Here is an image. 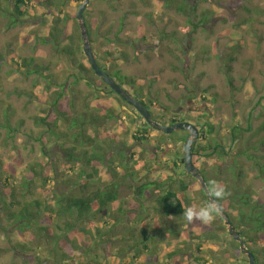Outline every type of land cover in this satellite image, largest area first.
I'll return each instance as SVG.
<instances>
[{"label": "rangeland", "instance_id": "1", "mask_svg": "<svg viewBox=\"0 0 264 264\" xmlns=\"http://www.w3.org/2000/svg\"><path fill=\"white\" fill-rule=\"evenodd\" d=\"M68 4L75 12L77 1L69 0ZM193 7L195 13L191 11ZM84 17L94 53L101 57H105V50L124 54L113 67H108L109 71L120 70L139 82L142 90L138 93L143 94L141 98L158 121L170 125V119L177 117L195 125L208 121L214 126L212 135L205 129L206 137L217 140L227 156L219 155L221 149L196 161L210 180L227 189L225 206L238 207L237 199L245 194L252 202H264V181L255 165H264V0H92ZM52 24L53 17L45 16L8 30L6 19L0 15V123L9 111V121L18 130L8 135L7 130L0 128V161L16 167L12 183L18 199L21 203L38 201L43 210L40 226L49 228L34 229L23 238L11 226L13 221L7 220L0 200V264H165L170 262L167 256L172 252H177L176 258L193 264H198L195 260L200 257L206 261L199 264H249L218 214L202 220L211 230L204 235L201 229H191L185 216L166 218L159 212L158 199L170 188L180 194L186 209H198L207 203L199 183L186 174L185 168L183 171V164L179 168L171 164L179 156L171 152L172 147L176 145L177 151L183 152V141L188 135L183 131L165 134V141L172 144L165 145L167 155L155 152L156 141L161 137L157 132H151L150 143L134 147L133 163L141 162L138 170L146 173L143 179H119L123 169L118 165V149H114L106 164L93 173L84 191L88 194L105 189L108 177L117 174L115 181L121 185L118 201L92 220L88 229L92 238L75 253V261H64L58 255L60 248L67 246L65 240L57 241L65 230L64 223L45 209L55 206L56 196L85 192L78 181L79 171L70 169L60 149L61 144L71 145L49 139L48 135L44 142L36 140L43 128L36 126L33 119L43 116L53 89L47 90L46 80L36 75L24 77L12 72L13 57L17 62L34 60V65L48 68L45 75L67 84L81 111L87 104L92 106L96 92L85 81L72 86L71 74L75 71L68 56L57 54L51 44L36 40L35 33L48 36ZM69 29L73 42L66 44L77 52L79 44H83L79 41L77 20L72 19ZM82 53L77 52V60H87ZM232 57L234 88L222 72ZM120 104L125 112V103ZM121 117L124 124L130 125L126 114ZM124 124L112 121L102 126L98 140L110 149L111 138L117 135L120 141L127 138L128 145H132L133 140L124 137ZM249 124L252 129L234 141L233 127L247 129ZM135 130L133 127L131 131ZM196 143L204 144L203 138L199 137ZM44 146L47 147L43 149ZM242 152L253 155V160L240 155ZM163 154L165 158L161 159ZM39 163L48 164L44 171L37 166L48 180L38 178L30 189L22 188L30 167ZM0 174L3 177L1 171ZM155 181L161 186L151 185L150 196L138 195L140 186ZM182 183L188 188L185 193L181 191ZM0 190L3 195L8 191L2 184ZM231 213L237 219L238 212ZM79 230L73 236L75 246L79 244Z\"/></svg>", "mask_w": 264, "mask_h": 264}, {"label": "trees", "instance_id": "2", "mask_svg": "<svg viewBox=\"0 0 264 264\" xmlns=\"http://www.w3.org/2000/svg\"><path fill=\"white\" fill-rule=\"evenodd\" d=\"M76 1L77 8H75V12L72 13V9L68 4L69 0H0V15L6 19L8 30L23 26L28 23L30 19H44L45 16L53 17V24L48 31V36L35 33L34 36L36 40L43 44H51L57 54H65L68 56L71 61V67L75 71L71 74L74 78L72 86H77L81 81H85L86 85L92 91L96 92L92 106L87 104L88 106L85 105L86 107L81 111L77 104L78 100L71 95V89H68L67 84H59L52 79L51 75H45V71L48 70V68L34 65V60L23 59L21 62H17L14 61L15 57H13L12 65H14V67L12 72H16L24 77L36 75L46 80L47 90L51 91L53 89L52 94L47 98L49 103L47 101L44 102L45 104L48 103L47 105L49 107L44 112L43 116H36L33 119L36 126L43 128V131L38 135L36 140L38 142H44V136L48 135L49 139H54L55 141L63 140L71 145L70 147H66L61 144L60 149L70 169H73L74 172L79 171L80 176L78 181L82 186V191L88 188L89 181L93 179V173L96 172L98 167L106 164L109 160L108 155L112 153L114 149H118L116 157L119 159V167L123 169L122 176L121 178L119 177V179L128 180L131 178L134 180L135 176H137L138 179H143L146 173L138 170V166L141 162L135 161V163H133L136 156L133 150L136 145L150 143L152 140L150 134L156 130L147 125V123H143V117L137 114L136 110H134L133 114L126 111L124 112L120 104L122 99L99 77H96L89 62L87 60L81 61L80 59H76L75 56L77 52L83 55V44H79L77 52L70 45L66 44L67 42H73V35L69 29L70 22L72 19L76 20L77 10L84 0ZM188 5L190 7L191 4L188 3ZM179 10L182 13L185 12V8L183 7H179ZM65 11L67 13H64ZM191 11L195 13L196 9L193 7ZM89 35H91L90 31ZM30 37L33 36H29V38ZM79 41H82L80 35ZM90 41L93 43L91 38ZM104 53L105 57H101L94 53L98 65L115 78L121 86H125L128 90L134 89L135 91H141L142 86L134 78L123 75L120 70L111 73L108 69V67H113L115 61L121 59L124 54L114 55L110 50H105ZM0 59H3L1 54ZM229 61L230 62H227L222 67V72L229 86L234 88L232 73L235 58L232 57ZM18 95L23 96L24 94L18 93ZM147 107L149 108L148 105ZM8 112H6L5 121L0 123V128L7 130L8 135H10L18 130L11 125L8 117L10 113ZM122 113L126 114L130 125L127 126L123 123L121 117ZM135 115H137L139 119H137ZM112 121L124 124L123 128L126 129L124 137L132 139V145H128L127 138L126 140L124 139L123 142L120 141L117 135L112 136L111 141L113 148L110 149L98 140L100 135L98 132L99 130L101 131V127L108 125ZM183 121H185V119L177 117L170 119L171 124ZM133 127H136L135 132L131 131ZM197 127L200 130L201 138L204 140V144L199 145L195 143L193 147L197 159L217 154L218 150L221 149L219 155L226 157L227 153H225V148H222L217 140L212 139L209 141L206 137L205 129L207 128V132L212 135L214 126L210 122L205 121L201 125H197ZM251 129L252 126L250 124L247 129L237 126L233 127L232 135L234 141L240 139L244 135V132L250 131ZM263 129L262 127L261 130ZM49 139L47 140L50 141ZM45 144L48 145L47 142ZM164 145L165 141L159 137L156 141L158 151L164 152ZM46 147L47 146H44L43 149ZM129 154H131V156H128ZM178 155L182 157L180 161L183 162V152L179 151ZM240 155H245L249 157L250 160L254 158L253 155H248L247 152H242ZM219 163L220 162H217L216 165H219ZM195 165L198 166V164ZM255 165L257 171H259L260 179L264 181V165L258 162H255ZM37 166L40 167L41 171H44L48 164L39 163L36 166H31L29 174L24 177L21 183L22 188L30 189L38 178L40 179L43 177V179L48 180V177L45 176L43 172H40ZM219 168L223 169L222 166ZM199 170L204 174L209 185L211 182H217L216 180H210L206 173L200 168ZM0 171L3 174V177L0 174V184H2L5 190H8L4 195L0 190V200L3 202L7 220L13 221L11 226L15 227L16 231L23 238H26L29 232L34 229L49 231V228L40 226L41 219L43 218L41 204L38 201L21 203L20 199H18L16 187L12 183V178L17 174L16 167L11 164H4L0 161ZM236 174L237 173H234V177ZM117 177V174H111L110 177H108L109 184L105 189L91 191L88 192V194L84 191L85 193L80 195L71 194L56 196L55 206L45 209L51 214H54L58 221L64 223L63 228L65 230H62L60 236L57 238V241L65 240V244L67 245L65 249L60 248L61 250L58 252V255L60 254V257L65 259L64 261H75V253L82 250L83 246L88 245L89 240L92 238L88 230L91 228L92 220L96 219L103 211H106L111 204L118 201L121 185L115 181ZM193 180L196 181L195 179ZM151 185H157V187L161 186L158 181L153 182V184H143L138 189V195L150 196L152 189ZM224 189L225 195L222 198H216V200L222 205L223 209L230 217V220L235 225L240 236L245 240L247 247L254 253L257 264H264V202L261 200L252 202L249 196L245 194L244 197H239L237 199L238 207L233 205L225 206V200H227L228 195L227 189ZM187 190V186L182 183L181 191L185 193ZM201 192L204 200L208 203L205 193L203 191ZM158 203L160 206L159 212L163 217L184 216L183 212L186 210L184 202L180 194L174 189H167L158 199ZM15 207L17 209H15ZM244 208H246L247 211H245ZM232 210L238 212L237 219L232 215ZM53 219L54 218H52V220ZM49 220L51 221V218ZM189 227L191 229H201L204 235H208L207 232L211 231L203 224L201 219L195 217L190 221ZM77 230H79V233H77L79 244L75 246L73 236ZM65 237L66 239H64ZM237 246V250L241 253L238 243ZM197 250L199 251L200 248L197 247ZM167 257L170 262L165 264H193L190 261L183 262L180 258H176L177 252L169 253ZM201 260L203 262L206 261L203 257H200L196 258L195 262L199 264ZM142 264L148 263L144 262Z\"/></svg>", "mask_w": 264, "mask_h": 264}, {"label": "water", "instance_id": "3", "mask_svg": "<svg viewBox=\"0 0 264 264\" xmlns=\"http://www.w3.org/2000/svg\"><path fill=\"white\" fill-rule=\"evenodd\" d=\"M92 0H84L79 6L76 20L79 25L81 37L83 41V51L87 58V61L91 65L96 76L99 77L114 93L120 96L127 104L132 105L136 111L142 116L147 124L158 132L169 135L177 131H183L188 133V137L183 146V162L185 165V171L192 176L200 185L202 191L205 193L208 203H214L218 206V215L224 221L227 226L230 236L239 243L240 250L246 255L249 264H257L254 253L247 247L245 240L240 236L238 230L230 220V217L223 209L222 205L216 200V198L210 193L209 185L194 164V152L193 147L200 136L199 128L190 122L183 121L172 125H164L153 119L151 111L139 100H136L131 93H128L122 86H120L116 80H114L106 71H104L97 63L94 50L90 41L89 31L84 17V13Z\"/></svg>", "mask_w": 264, "mask_h": 264}, {"label": "clouds", "instance_id": "4", "mask_svg": "<svg viewBox=\"0 0 264 264\" xmlns=\"http://www.w3.org/2000/svg\"><path fill=\"white\" fill-rule=\"evenodd\" d=\"M210 193L217 199L222 198L225 195L224 187L220 186L217 182H211L209 187ZM218 213V206L214 203H206L198 209L189 207L184 210L183 215L187 220L191 221L194 217L207 220L211 219L214 214Z\"/></svg>", "mask_w": 264, "mask_h": 264}, {"label": "flooded vegetation", "instance_id": "5", "mask_svg": "<svg viewBox=\"0 0 264 264\" xmlns=\"http://www.w3.org/2000/svg\"><path fill=\"white\" fill-rule=\"evenodd\" d=\"M110 75V74H109ZM111 76V75H110ZM112 77V76H111ZM113 78V77H112ZM114 80H116L115 78H113ZM116 82L118 83V81L116 80ZM119 84V83H118ZM120 85V84H119ZM121 86V85H120ZM128 93H131L133 96H134V98L136 99V100H139V101H141L146 107H147V104H146V102L144 101V98H141L142 97V95L143 94H141V92L140 93H138V91H135L134 89H127L125 86H122ZM120 97V96H119ZM121 98V97H120ZM122 99V98H121ZM122 101H123V103H125V111L126 112H128V113H131V114H133L134 113V110H136L132 105H129V104H127L123 99H122ZM129 107H131L132 108V110L130 111V109H129ZM123 108H124V106H123ZM148 108V107H147ZM150 108V107H149ZM148 108V109H149ZM150 111H151V113H152V117H153V119L154 120H156V121H158V119L154 116V113H153V111L151 110V108L149 109ZM137 112V111H136ZM137 114H139L138 112H137ZM140 115V114H139ZM135 117L137 118V119H139L138 118V116L137 115H135ZM142 117V116H141ZM142 122L143 123H147L146 121H145V119L143 118V120H142ZM158 122H161V120L160 121H158ZM185 122V121H184ZM162 123V122H161ZM191 123V122H190ZM148 125V124H147ZM197 126V125H196ZM155 130V129H154ZM155 132H157L158 134H160L161 135V137L160 138H162L164 141L166 140V138L164 137L165 136V134L163 135V133H161V132H158V131H155ZM187 137H188V135H187ZM200 138H201V133H200V136H199ZM186 139L187 138H185V140L183 141L184 143H185V141H186ZM199 139V138H198ZM145 144V143H144ZM143 145V144H142ZM165 145L166 146H168V147H170L172 144H168L166 141H165ZM165 145H164V148H165ZM195 145V144H194ZM141 146V145H140ZM184 146V145H183ZM157 151H158V149H155V152L157 153ZM155 152H154V154H155ZM171 152H173L175 155L176 154H178L179 152L177 151V147H176V145L175 146H173L172 147V150H171ZM194 152V151H193ZM164 153V152H163ZM164 154H166V152L164 153ZM164 154H163V156H161V159H163V158H165V156H164ZM156 155V154H155ZM167 155V154H166ZM155 158H156V156H155ZM183 158H184V154H183ZM135 159V158H134ZM182 159V157H177V159L176 160H173V161H171V164H173V165H176V167H178L179 166V164H183V167H182V169H183V171H184V168H185V165H184V162H182V161H180ZM196 159H197V155L194 153V158H193V161H194V164H198L197 163V161H196ZM156 160L158 161V160H160V159H158V157L156 158ZM179 162V163H178ZM175 167V166H174ZM197 168H198V170H199V167L198 166H196ZM179 168V167H178ZM200 171V170H199ZM186 172V171H185ZM201 172V171H200ZM202 173V172H201ZM187 174V173H186ZM189 175V174H188ZM190 176V175H189ZM192 177V176H191ZM193 178V177H192ZM194 179V178H193Z\"/></svg>", "mask_w": 264, "mask_h": 264}]
</instances>
